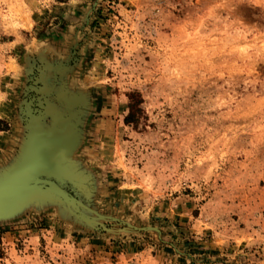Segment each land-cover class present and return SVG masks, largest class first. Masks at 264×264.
<instances>
[{
	"label": "rangeland",
	"instance_id": "rangeland-1",
	"mask_svg": "<svg viewBox=\"0 0 264 264\" xmlns=\"http://www.w3.org/2000/svg\"><path fill=\"white\" fill-rule=\"evenodd\" d=\"M79 93L89 193L64 188L117 220L30 206L0 264H264V0H0V170L26 103Z\"/></svg>",
	"mask_w": 264,
	"mask_h": 264
},
{
	"label": "water",
	"instance_id": "water-1",
	"mask_svg": "<svg viewBox=\"0 0 264 264\" xmlns=\"http://www.w3.org/2000/svg\"><path fill=\"white\" fill-rule=\"evenodd\" d=\"M43 119L47 120L48 116L47 119ZM78 120L79 121L76 125L77 140L71 152L68 154V158H66L60 164L58 171H51L47 169L34 170L23 174L20 177V181H18L17 183L12 182L10 185H0V222L4 220L14 219L30 206H35L38 208H47V206L55 207L57 216L65 220L66 222L76 225H82L86 228L96 230L99 229L96 219L89 216L84 211H88L89 213L96 215L100 219L117 220L113 217L103 216L96 213L93 209L83 204L64 188V186H68L71 188V190L76 189L82 192L85 191L87 195L89 193V189H87L85 184L79 185L80 178H86V176L79 169L78 164L72 158V156L80 146L82 140L80 115L78 116ZM51 127L52 122L50 124L48 123L47 126H44V128L42 129L43 131H47ZM27 133L20 145L21 147L26 142ZM15 160H13V163L7 168L1 170L0 182L5 179L6 176L9 177L10 170L15 165ZM87 180L88 177L85 181L88 182ZM15 197L18 199L15 206L11 209H6L5 207H7L8 205L6 200L8 198L13 199ZM102 228L106 230L104 226ZM132 228L136 231L141 230L136 227Z\"/></svg>",
	"mask_w": 264,
	"mask_h": 264
},
{
	"label": "bare ground",
	"instance_id": "bare-ground-1",
	"mask_svg": "<svg viewBox=\"0 0 264 264\" xmlns=\"http://www.w3.org/2000/svg\"><path fill=\"white\" fill-rule=\"evenodd\" d=\"M45 68L49 71V73L46 77L41 78L42 81L46 80L48 76H51L50 73L52 72L54 73L53 76L56 78V73H58L63 67H58L55 71H52L51 66L47 64L45 65ZM47 89V84H45L41 91L42 94H46L49 90ZM84 94L79 93L71 97L67 96L66 98L61 96L63 101L66 100L65 102H68L65 114L60 112L57 107H54L51 104H48L45 108H43L44 110L35 111V109H32L31 107L32 102L30 103L29 101L26 103L27 109L25 110L24 108L23 113L27 116V139L24 145H22V147L20 146L21 149H19L17 156L14 158V160L16 159L15 165L11 168L9 177L5 175L6 178L0 182V185H10L12 182L17 183L20 181V177L23 174L34 170L47 169L51 171H58L60 164L68 158L67 156L71 152L77 140L76 125L79 121L78 116L80 110L77 109L76 111V108L86 105V95ZM39 101L41 102L42 99L39 98ZM43 118H46L48 120L47 123L49 124L52 122V127L47 131H43L42 129L44 128ZM12 163L13 162L9 165ZM5 168H1V170ZM86 179L87 177H81L79 185L86 184ZM17 201L18 199L16 197L13 199L8 198L6 200L8 205L5 208H13Z\"/></svg>",
	"mask_w": 264,
	"mask_h": 264
},
{
	"label": "crops",
	"instance_id": "crops-1",
	"mask_svg": "<svg viewBox=\"0 0 264 264\" xmlns=\"http://www.w3.org/2000/svg\"><path fill=\"white\" fill-rule=\"evenodd\" d=\"M0 134H4V132H1Z\"/></svg>",
	"mask_w": 264,
	"mask_h": 264
},
{
	"label": "flooded vegetation",
	"instance_id": "flooded-vegetation-1",
	"mask_svg": "<svg viewBox=\"0 0 264 264\" xmlns=\"http://www.w3.org/2000/svg\"><path fill=\"white\" fill-rule=\"evenodd\" d=\"M57 77V76H56Z\"/></svg>",
	"mask_w": 264,
	"mask_h": 264
}]
</instances>
